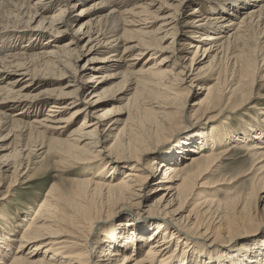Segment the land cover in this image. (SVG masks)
I'll list each match as a JSON object with an SVG mask.
<instances>
[{
  "label": "bare ground",
  "instance_id": "obj_1",
  "mask_svg": "<svg viewBox=\"0 0 264 264\" xmlns=\"http://www.w3.org/2000/svg\"><path fill=\"white\" fill-rule=\"evenodd\" d=\"M84 1L0 0V206L30 188L36 164L78 170L67 190L49 184L17 237L0 217V264H264V143L221 148L201 133L256 107L264 0L184 15L193 0H91L73 30ZM40 85L50 88L30 94ZM194 88L202 97L188 106ZM184 119L198 143L155 157L188 134ZM235 148L245 171L211 179ZM248 176L247 191L216 198Z\"/></svg>",
  "mask_w": 264,
  "mask_h": 264
},
{
  "label": "rangeland",
  "instance_id": "obj_2",
  "mask_svg": "<svg viewBox=\"0 0 264 264\" xmlns=\"http://www.w3.org/2000/svg\"><path fill=\"white\" fill-rule=\"evenodd\" d=\"M82 3L81 5H77L75 9H73L70 12V15L68 16L69 19L78 18L77 15H79L81 8L83 9L89 8L91 4H93L94 2L91 0H87ZM209 3L210 1L208 0H193L188 5V7L182 11V14L183 15L188 14L189 12H191L192 8L198 7V6H199L198 8H203V7L209 8L211 6L214 9L219 8L218 5L209 4ZM78 20L80 21L75 23L72 26L73 30H77L79 28V25L82 22H84L85 20H89V17L86 16L84 18H78ZM71 35H72L71 32L69 30H66L64 34L62 33L59 36V38L61 39L60 43L68 42L71 39ZM59 38H56V39H59ZM54 41H55V38H54ZM37 42L38 44H40L43 41H40V42L37 41ZM169 42L170 41H167L163 46H166ZM164 56L165 54L162 55V57ZM145 58L146 56L142 58L143 59L142 61H144ZM112 81L113 80L107 82L105 87H107L108 85H111L114 82H117V80L116 81L114 80L113 82ZM52 82H54V86L57 85V82H55L54 80ZM48 88L50 87L47 85H40V86H37L34 90H31L30 94H39L40 92H45ZM255 93H257L256 95H258V97H257V100L254 99L252 103V104H255L256 106L254 109H251L247 113H245V110L249 107V105H247L244 109H242L243 110L242 112L241 111L239 112V110L237 111L230 110L226 114L227 115L226 118L220 119L219 117L213 122H211L210 126H206L207 124H204L206 120L201 119V122H199L198 124H200V126H203V127L206 126L205 127L206 129H204V131H202L201 133H204V135L215 136L216 137L215 141L219 142V146L221 148L226 147L229 143H233V142L240 143L239 141L241 140L246 141V142H248L249 140H254V141L259 140L260 142L263 141L264 143V132L263 134L258 135L259 136L258 139L256 140L252 139L253 136L256 135V130H258L261 126L264 127V83H261L257 88H255ZM201 97L202 95L199 90H197L196 88L191 89L188 95L187 105L189 106L193 104V102L197 101ZM126 99L123 97V100L120 101L121 103H115V104L116 105L126 104ZM30 112L31 111H29L28 114H31ZM190 114L191 113H187L186 119H190V116H189ZM32 116L33 115H31V117ZM186 119H184L182 124L178 126L180 127V129L188 126V121ZM80 120L81 118L77 119L72 129L78 126ZM195 127L197 126L192 125L190 127H187V132H188V134H186L187 136L185 134H180V135L178 134L179 138H177L172 143V146L170 147L171 149L165 152L167 147H161L159 150H157V154L155 155V157H158L159 159L160 158L168 159L172 155L170 152L176 149L177 147L184 146L183 143L185 142L198 143L197 142L198 138L196 137V135H197V132H200V131H197ZM183 135H185L186 137H182ZM47 137H51V135H48ZM207 140L214 141L209 137L207 138ZM209 142L210 141H208L207 146L212 145V143L211 142L209 143ZM8 143L9 141L5 143L2 142V144H4V148L7 147L6 145ZM194 145H197V144H193L192 147ZM227 157L229 158H225V160H223L221 164V169L218 171L219 173L213 174V176L210 177L211 179H214V180L218 179L219 176L220 177L222 176H228V177L234 176L235 177L241 174V172L245 171V169L248 167L247 157L242 151H239L237 148H235V150H233L231 154L228 155ZM176 159L180 162L182 161L180 157H176ZM60 170L61 169L57 168L54 162H51V161L34 165L30 173L31 174L35 173L37 176L34 177V181L30 184L31 185L30 188L25 189L23 187V189H19L18 192L14 196H12L9 201L5 202L3 205L0 206V217L3 216V218L8 221L7 225L10 224L11 225L10 227L14 231L13 235L9 237H15V236L17 237L19 235L20 230H21L20 228L24 226V221H26L27 219H31L34 211L37 209L38 205L45 198V194L48 191L49 184H52V183L57 184L61 187L60 188L61 190H64V189L67 190L69 188L70 186L69 181L73 179L74 177H76L75 171H78V170H74L73 168H70V167L66 170V172H61ZM47 176L51 178L49 180H46L45 177ZM250 177L251 176L240 178L234 184L221 187V190H219L217 194L218 196H216V198L222 200L228 197L229 195H233L234 193L247 191L250 186V180H249ZM155 178L156 177H153L148 180V188L152 187L151 185L155 181ZM5 187L6 185H4V187L1 188L0 190H3ZM262 206H260V210L262 209ZM1 223H2V220L0 219V230H1V225H2ZM114 223H116L117 225V223L119 222L115 221ZM2 227L4 228L5 226H2ZM119 229H120L119 226H116V227L114 226L113 228L114 231H118ZM15 231H16V234H15Z\"/></svg>",
  "mask_w": 264,
  "mask_h": 264
}]
</instances>
